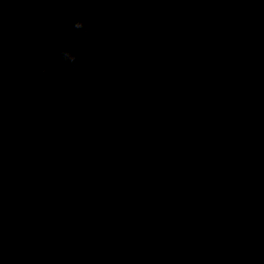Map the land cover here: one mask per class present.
<instances>
[{
	"label": "water",
	"instance_id": "95a60500",
	"mask_svg": "<svg viewBox=\"0 0 264 264\" xmlns=\"http://www.w3.org/2000/svg\"><path fill=\"white\" fill-rule=\"evenodd\" d=\"M0 264H264V0H0Z\"/></svg>",
	"mask_w": 264,
	"mask_h": 264
},
{
	"label": "clouds",
	"instance_id": "9594fccd",
	"mask_svg": "<svg viewBox=\"0 0 264 264\" xmlns=\"http://www.w3.org/2000/svg\"><path fill=\"white\" fill-rule=\"evenodd\" d=\"M88 7H89V10H92L94 5L92 3H89ZM71 28L73 31L81 32L85 35H87L91 31L90 26L83 19L74 20L71 23ZM55 59L59 64L67 66L72 72H79V71L85 70L88 67L87 64L82 63L80 61L79 55L77 53H75L68 46L60 48L55 53ZM48 70L49 69L47 67H43V68H41V73L46 75L48 73ZM11 108L13 111H15L16 109L19 108V105L16 103H13L11 105Z\"/></svg>",
	"mask_w": 264,
	"mask_h": 264
}]
</instances>
